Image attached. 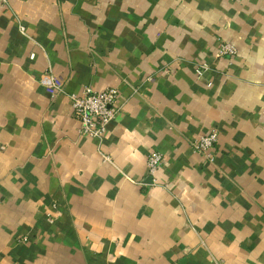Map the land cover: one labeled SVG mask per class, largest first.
Returning a JSON list of instances; mask_svg holds the SVG:
<instances>
[{"label":"crops","instance_id":"crops-1","mask_svg":"<svg viewBox=\"0 0 264 264\" xmlns=\"http://www.w3.org/2000/svg\"><path fill=\"white\" fill-rule=\"evenodd\" d=\"M88 88L118 92L103 143L68 97ZM0 264H264V0H7Z\"/></svg>","mask_w":264,"mask_h":264},{"label":"built area","instance_id":"built-area-1","mask_svg":"<svg viewBox=\"0 0 264 264\" xmlns=\"http://www.w3.org/2000/svg\"><path fill=\"white\" fill-rule=\"evenodd\" d=\"M7 6V0H0V9ZM22 32L25 31L21 27ZM238 54L237 48L230 43H222L218 50L217 57H234ZM32 59L35 58L33 54ZM209 67L204 64L197 69L199 77L204 76ZM43 86L50 93L55 101L59 96L66 95L65 85L49 70L42 79ZM73 107L75 119L80 123L81 136L88 137L103 143L106 139L110 124L116 121L119 114L118 92L109 89L103 93H97L92 89H86L82 95L68 94ZM219 140L218 133L203 136L198 141L192 143L193 148L213 160L211 151L214 150ZM105 163H113L109 156L103 155ZM163 156L160 153H152L148 161L149 174L154 176L163 165Z\"/></svg>","mask_w":264,"mask_h":264}]
</instances>
